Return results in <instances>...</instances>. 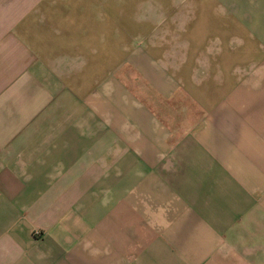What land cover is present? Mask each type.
I'll return each instance as SVG.
<instances>
[{
	"label": "crops",
	"instance_id": "obj_1",
	"mask_svg": "<svg viewBox=\"0 0 264 264\" xmlns=\"http://www.w3.org/2000/svg\"><path fill=\"white\" fill-rule=\"evenodd\" d=\"M0 264H264V0H0Z\"/></svg>",
	"mask_w": 264,
	"mask_h": 264
}]
</instances>
